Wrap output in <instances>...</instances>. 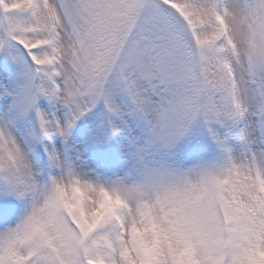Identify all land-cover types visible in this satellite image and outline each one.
<instances>
[{"label":"snow or ice","instance_id":"1","mask_svg":"<svg viewBox=\"0 0 264 264\" xmlns=\"http://www.w3.org/2000/svg\"><path fill=\"white\" fill-rule=\"evenodd\" d=\"M0 264H264V0H0Z\"/></svg>","mask_w":264,"mask_h":264}]
</instances>
